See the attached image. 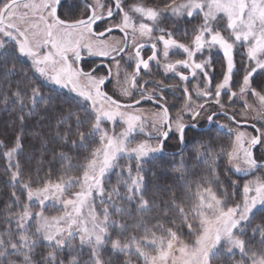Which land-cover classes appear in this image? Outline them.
Listing matches in <instances>:
<instances>
[{"label":"snow or ice","instance_id":"1","mask_svg":"<svg viewBox=\"0 0 264 264\" xmlns=\"http://www.w3.org/2000/svg\"><path fill=\"white\" fill-rule=\"evenodd\" d=\"M62 7L0 0V106L11 105L21 127L28 116L51 115L60 164L55 178L41 158L25 169L22 136L11 147L0 141L10 189L0 264H264V126L258 135L231 129L229 146L197 143L202 172L183 159L201 119L238 123L223 111L235 97L254 96L259 108L246 99L244 107L264 118V87L253 86L264 74V0H94L71 18ZM178 23L190 27L181 33ZM214 51L222 57L213 86ZM86 57L111 63L85 66ZM113 78L118 96L107 88ZM190 78L204 84L195 98ZM166 142L181 148L179 187L150 198L144 166L163 158Z\"/></svg>","mask_w":264,"mask_h":264},{"label":"trees","instance_id":"2","mask_svg":"<svg viewBox=\"0 0 264 264\" xmlns=\"http://www.w3.org/2000/svg\"><path fill=\"white\" fill-rule=\"evenodd\" d=\"M132 0H127V3H131ZM150 4H162L163 0H147ZM166 26L171 27L168 23ZM190 27L187 24L176 25V29L179 32H183L185 28ZM237 56L238 67L239 59ZM254 87L257 90L260 87H264V74H257L254 78ZM9 110L5 111L3 106H0V141H3L7 147H11L13 140L17 134H20L23 138L24 149L20 154L21 166L25 169L32 168L35 164L34 158H41L44 161L45 169L51 167L53 169V178L60 170L59 161L53 160L52 149L57 147L55 142V127L56 121L51 116H43L42 113H37L33 116H28L24 125L21 127L19 121L16 119V113L11 110L12 106L9 105ZM234 136L232 133L222 130L213 129L211 132H206L198 139H194L184 149L183 159L187 163L190 170L202 172L206 168V164L195 156L194 148L200 141H208L212 139L215 143L223 146L230 145ZM47 141L45 144L44 142ZM47 147V153L44 152V147ZM5 149L0 148V207L3 206L6 201L10 189L7 187V176L5 175V160L3 158V151ZM175 155V159L173 156ZM167 155L163 154V158L153 161L150 164H146L145 171L148 173L151 183L149 184V197L156 189L164 187L165 185L178 188L179 183L176 181L175 167L180 163V154ZM49 161H52L49 164ZM153 173L155 175H153ZM115 178L113 177V180ZM124 257H122L123 259Z\"/></svg>","mask_w":264,"mask_h":264},{"label":"flooded vegetation","instance_id":"3","mask_svg":"<svg viewBox=\"0 0 264 264\" xmlns=\"http://www.w3.org/2000/svg\"><path fill=\"white\" fill-rule=\"evenodd\" d=\"M86 2L89 3L88 0H86ZM62 4H63V7L60 9V14L64 18H71L73 16H77L84 11V4L85 3L82 0L65 1ZM89 4H91V3H89ZM102 25H103V22H101V24L98 25V27L102 26ZM109 35L114 36L115 39H120L123 34H121L119 32H114V33L109 34ZM129 51H131V49H129ZM142 54L145 55V57H146L150 53H149L148 49H145ZM212 55H213V62L216 65V72L214 74L215 78L213 79V86H214L215 83H217L218 80L221 78L219 75V65L221 63L222 54L214 51ZM236 59H237V53H236ZM91 60H95L97 63H111L110 61H104L103 58H99V57H93V58H87L86 57L85 61H84L85 66H87L89 63H91ZM125 61L127 63H132V61L127 60V57H125ZM126 66H127V64L125 62H122L121 71H123V69ZM130 70L131 69H129V71ZM104 71H106V69ZM113 72L115 73L114 67H113ZM101 74H103V72ZM257 74H261V73L258 72ZM255 76L253 77V86H254ZM153 78H155V72L153 74ZM190 79H191V83L188 85V87L190 88L192 95L195 98L196 97L197 84H199L200 87H203L204 84H203L202 80H198L196 78H190ZM239 79H240V76H237L233 81L234 90H236V91H238V89H239V84L237 83V81ZM107 88H108V91L110 94H114L116 96L119 95L118 87L116 86L114 78L112 80V83L110 85H108ZM176 96L179 97L180 93L176 92ZM251 98H252V96L250 94L246 95L243 98L240 96H237L233 100L232 107H227L223 110V111H226L229 115L235 114L236 121L238 123H234L233 121L227 119L224 116H219L218 117L219 125L212 126V125H209L205 119H201L199 121V126L197 128L192 129L188 133V136L186 137V139L188 141L187 146L194 139H198L203 134L208 132L210 128L229 132V133H232V135L234 136V132L231 129L234 127H237L240 129H250V130L254 131V133L256 135H258V133L256 132V129L261 128V126H259V124L254 123L252 121L251 117L250 118L249 117L246 118V116L243 117V114L247 115V114L251 113L250 109L244 107L245 99L247 100V103H249V102H251ZM169 99H170L171 103H173V104L179 103L178 100H172L171 96L169 97ZM221 99H222V101L227 102L226 96L222 95ZM147 105L148 104H145L144 106H147ZM206 107H208L209 110L215 109L217 112L221 111L218 108V106L213 104V103H209L208 105H206ZM239 123H250V124L254 125L256 128H254L252 126H240ZM220 125H228V127H221ZM206 127H208V128H206ZM180 151H181L180 146H178L175 142H166V150H165L164 154H170V155L180 154ZM257 155H259V152L257 153Z\"/></svg>","mask_w":264,"mask_h":264},{"label":"rangeland","instance_id":"4","mask_svg":"<svg viewBox=\"0 0 264 264\" xmlns=\"http://www.w3.org/2000/svg\"><path fill=\"white\" fill-rule=\"evenodd\" d=\"M65 1H72V0H65ZM65 1H63V2H65ZM62 2V3H63ZM88 2L89 3H94V0H88ZM102 2L103 3H111V0H102ZM112 37H114V36H112ZM115 38V37H114ZM242 52H243V50L242 49H238L237 50V56H241V54H242ZM240 59V58H239ZM258 73V72H257ZM114 81H115V79H114ZM115 83H116V81H115ZM248 104H250V105H253L254 106V108H259V102L256 100V98L254 97V96H252V98H251V102H249ZM144 107H150V105H147V106H144ZM250 112L251 113H249V114H247V115H245V114H243V117H245L246 116V118L247 117H251L252 118V121L254 122V123H256V124H259V126H264V118H261L260 116H258L257 115V112L255 111V110H253V109H250ZM232 129H238V130H240V131H244V132H246V133H248L249 135H256L255 133H254V131H252V130H250V129H240V128H237V127H234V128H232ZM232 140H234V137L233 138H231ZM227 146H229V144H227ZM167 155H169L170 156V154H167Z\"/></svg>","mask_w":264,"mask_h":264},{"label":"water","instance_id":"5","mask_svg":"<svg viewBox=\"0 0 264 264\" xmlns=\"http://www.w3.org/2000/svg\"><path fill=\"white\" fill-rule=\"evenodd\" d=\"M63 1H65V0H62V2H63ZM82 1H83L84 3H86V0H82ZM239 125H240V126H252V127L254 126V125H252V124H250V123H239ZM206 128H208V127H206ZM254 128H256V127H254ZM258 134H259V133H258Z\"/></svg>","mask_w":264,"mask_h":264}]
</instances>
